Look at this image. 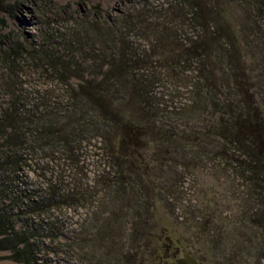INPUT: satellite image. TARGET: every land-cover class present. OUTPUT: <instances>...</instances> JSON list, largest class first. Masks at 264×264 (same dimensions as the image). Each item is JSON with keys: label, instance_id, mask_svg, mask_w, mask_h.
<instances>
[{"label": "rangeland", "instance_id": "374dc122", "mask_svg": "<svg viewBox=\"0 0 264 264\" xmlns=\"http://www.w3.org/2000/svg\"><path fill=\"white\" fill-rule=\"evenodd\" d=\"M180 2L183 0H8L11 12L0 11V41L4 42L0 45V124L9 119L2 128L0 157L18 160L15 166L0 167V192L8 195L3 201L14 213L16 230L30 233L32 241L41 243L38 264H178L175 258L164 259L162 229L182 240L198 264H264V230L258 226V218H251L264 208V196L259 199L251 192L250 172L247 179L239 172L240 163L246 161L244 166L253 168L251 162L220 136V120L227 115L215 107L217 96L211 84L208 91L204 89L196 61L190 68L175 69L170 61L177 57L165 55L145 34L121 35L118 41L152 61L159 73L154 94L160 109L188 113L183 115L180 129L189 126L212 140L213 159L203 157L195 147L189 149L186 160L183 154H176L177 161L165 168L166 175L174 177L156 184L158 188L152 192L153 208L140 209V186L145 180L147 187L159 181L161 169L157 173L151 159L167 157L170 148L159 146L145 153L139 140L148 145L158 139L148 127L143 128L138 114L133 120L128 110L125 118L134 122L132 135L136 136L133 148L144 155L151 172L142 180L131 171L125 174L103 140L107 127L96 114L100 110L87 102L79 88L84 70L91 81L92 75L106 76L102 66L108 60L107 42L97 33L112 28L120 32L125 16L133 11L146 8L156 16ZM213 4L222 11L227 4L234 5L228 26L243 60L235 72L226 59L213 65L212 80L222 91L219 103L242 104L249 91L257 102L255 112L250 110L251 138H255L253 119L264 135V0H215ZM249 18L251 40L246 42ZM177 34V44L182 46L196 40L200 32L188 26ZM44 50L67 67L75 62L79 76L54 70L52 60L39 53ZM142 73L147 71H135L138 77ZM240 85L244 87L239 92ZM95 93L111 96L99 88ZM159 123L166 125L165 120ZM11 126L14 132L5 136ZM115 132L122 134L117 128ZM64 134H71L68 146ZM30 200L37 202L34 209ZM11 255L8 249L0 250V264H22Z\"/></svg>", "mask_w": 264, "mask_h": 264}, {"label": "trees", "instance_id": "16d2710c", "mask_svg": "<svg viewBox=\"0 0 264 264\" xmlns=\"http://www.w3.org/2000/svg\"><path fill=\"white\" fill-rule=\"evenodd\" d=\"M7 1L0 0V11L11 12V7L7 4ZM214 2L215 0H183V2L166 10L164 14H158L156 16L153 11L150 12L146 8L133 11L132 15L125 16L124 28L120 32H116L112 28L107 29L106 33H103L101 30L100 35L97 33L98 37L107 42L109 52L108 60L102 66L106 68V76L92 75L93 80L91 81V76L89 77L88 73L84 70L79 77L81 80L79 88L83 91L84 96L88 98L87 102L95 109L100 110L96 114L106 124L107 131L103 140L109 146L108 152L116 159L118 164L115 165L117 168L120 167L125 174L126 171H131L134 177H138L141 180L142 178L146 179V175L149 176L151 172L148 169V161H146L144 155L140 156L137 149L133 148L136 142V136L132 135L134 122L132 120L127 121L125 118V113L128 110H130L133 120H136V115L138 114L143 128L146 129L148 127V132L154 134L157 137L156 139H158L156 142H151L148 145H143L141 139L139 140L138 144L142 145L145 153H150L151 148L153 149L159 146L170 148L167 157L161 159L159 156L156 159H151L157 167L156 172L160 173L161 169V178L156 183L150 182L148 187L147 180L143 181L140 186L142 193L140 209L145 207L153 208L155 206L154 198L151 195L158 188L156 184L159 185L164 179L174 177L173 175H166L165 168L169 164L172 165L173 162L177 161L176 154H183L186 160V154L189 153V149L195 147L201 150L203 157L213 159L212 156L214 155L212 153L213 148L210 147L212 140L209 141L208 135L190 129L189 126L180 129L179 124L183 121V115H188V113H181L174 110L172 112H166L164 107L160 109L161 103L154 94L155 84L157 81H160L159 73L154 70L151 64L152 61L147 58L146 54H140L136 48L124 46L123 41L119 43L118 41L121 35L128 37L131 34H145L147 37L145 35L143 36L149 40H155L162 47L165 55L177 57V59L170 61L175 69L179 66L182 68H190L194 61L197 62L196 66L200 67L199 80H201L204 89L208 91L207 85L211 84V88L215 90L217 96V101L215 98L212 100L218 102L215 103V107L227 115L221 118V127L218 129V132L226 142L237 148L239 154L246 156L247 160L251 162L253 168L245 167L244 163L246 161L240 163L239 172L245 179H247L245 176L246 173L250 172L251 192H256L259 199L264 196V135L255 119H253L252 124L255 138H251L252 119L250 110L255 112V108H257L256 99L251 96V93L249 94V91H246L248 99L242 103L243 105L235 101H233L234 103L229 101L227 104H220L218 99L222 91L218 90L219 86L212 80V73H210L213 65L221 59L227 60L232 67V72H235L236 69H241L238 63L243 62L241 59L242 54L237 53L238 48H236L234 33L229 30L228 26L229 19L233 14L231 7L234 5L227 4L222 11L214 8L216 5L213 4ZM253 10L257 13L259 8L257 7ZM247 13L250 17L251 9H248ZM188 26H194L199 30L200 34L196 40H191L189 44L179 46L177 44L179 42L177 33ZM245 28L247 30L246 42H249L251 40L250 18L249 24ZM3 44L4 42L1 40L0 45ZM224 47H228L229 50H225ZM39 53L52 60V57L47 51L44 50ZM165 55L164 59L169 62V59H166ZM94 63H98V58H94ZM51 66H54V70L58 68L65 72L68 70L72 74V77L77 78L79 76L75 73L77 70L75 62H71L67 67L64 63L52 60ZM136 70L138 72L145 70L147 73H142L138 77L135 75ZM230 79H233V77ZM100 85H103L105 88L101 89L99 87ZM95 87L97 88L95 89ZM243 87L244 85L238 87L239 92L243 91ZM98 88L105 90L107 95L110 93L111 96L108 95V98H106L105 96L97 95L95 92ZM87 91L90 92L86 94ZM200 99L201 97L198 98V101ZM197 104L200 106L203 104V101ZM165 107H168V103ZM160 120H165L166 125L159 123ZM222 121L225 122L222 123ZM4 122L5 124L9 123L8 117L4 119ZM5 124H0V141L4 137L2 128ZM116 128L122 131V134H116ZM211 128H215V126ZM9 130L10 133H8ZM13 132L14 129L11 126L7 128L5 136H8V134L11 135ZM245 134L248 136L247 139L243 138ZM70 135L64 134V144L67 146L70 143V140H68ZM244 140L247 142L244 143ZM165 152H168V150L165 149ZM155 153L156 150L154 149V153L152 152L151 156H154ZM215 155L218 156L217 154ZM4 160V157H0L1 169H7L8 165L15 166L18 163L16 158L10 159L13 160L11 162ZM137 160L140 161L139 164L136 163ZM164 176L166 177L164 178ZM4 192L6 193V191L0 192V250L8 249L12 253V259L16 262L22 264H38L37 255L41 243L32 241V238L28 237L30 233L26 234L16 230L12 222L15 218L13 216L14 213L11 212V207L7 208V205L3 201V197L8 198V195ZM31 202L32 209H34L33 203L37 206V202ZM32 209L30 208L29 210ZM252 214L253 216L251 218H258V226L264 230V208ZM142 225V222H140L139 226L141 227ZM38 231L35 233H38ZM257 260L262 262V259Z\"/></svg>", "mask_w": 264, "mask_h": 264}, {"label": "flooded vegetation", "instance_id": "af4514ba", "mask_svg": "<svg viewBox=\"0 0 264 264\" xmlns=\"http://www.w3.org/2000/svg\"><path fill=\"white\" fill-rule=\"evenodd\" d=\"M162 234H165L164 247L166 253L164 259H176L178 264H198L197 259L192 255L190 249L187 251L183 247V241L180 239H173L167 235L166 229H162Z\"/></svg>", "mask_w": 264, "mask_h": 264}]
</instances>
